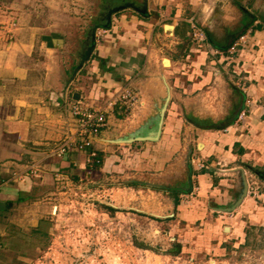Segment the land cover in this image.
I'll return each mask as SVG.
<instances>
[{
	"label": "crops",
	"instance_id": "1",
	"mask_svg": "<svg viewBox=\"0 0 264 264\" xmlns=\"http://www.w3.org/2000/svg\"><path fill=\"white\" fill-rule=\"evenodd\" d=\"M0 22V218L11 210L15 195L22 201L49 185L55 168L75 178L90 170L86 150L75 148L62 157L53 153L54 145L77 134L72 106L80 101L108 112L107 126L93 137L103 156V175L124 165L136 167L130 186L167 195L166 217L172 212L171 194H178V222L207 241L223 237L244 242L248 228H264V103L249 106L240 125L192 128L184 118L204 113V86L213 78L209 71L202 76L206 52L196 50V79L174 75L184 64L160 56L164 48L186 53L198 48L189 39L190 23L206 28L217 48H229L244 35L233 64L243 77L236 82L224 75L215 79L216 90L229 105L225 113L234 117L249 96L264 100V0H0ZM94 27L106 32L96 37L89 59L75 72L90 48ZM216 63L211 61L209 68ZM128 79L139 90L130 118L144 115L137 128L158 113L168 89L171 95L159 139L125 143L130 149H147L132 150L130 158L116 154L109 140L137 128L129 130L122 107L108 106ZM75 92L79 100L73 98ZM178 116L183 119L175 127L169 119ZM145 126L151 131L155 124ZM157 146L159 152L151 151ZM198 160L206 167H199ZM242 171L254 172L262 190L259 197L248 193L236 204ZM36 221L30 230H42ZM14 236L0 219V264L16 260L10 254L17 243L25 253L23 242Z\"/></svg>",
	"mask_w": 264,
	"mask_h": 264
},
{
	"label": "rangeland",
	"instance_id": "2",
	"mask_svg": "<svg viewBox=\"0 0 264 264\" xmlns=\"http://www.w3.org/2000/svg\"><path fill=\"white\" fill-rule=\"evenodd\" d=\"M193 24L196 28L202 29L197 22ZM193 24L190 23L189 26V39L192 45L198 48L187 53L178 48H164L160 54L173 63L180 61L184 64V68L176 67L174 75L191 76L196 79L200 77L194 75L193 70L195 65L192 62L196 61L198 53L196 50L206 52V60L201 65L202 76L209 71L213 78L204 86L205 99L201 106L204 113L184 118L185 124L192 128L208 130H225L229 126L240 125L249 114V106L263 105L264 100L263 98L254 100L249 96L250 99L245 100L246 107L240 109L234 117L227 116L225 109L229 105L223 100L224 95L216 90L215 79L217 75H224L236 82L243 77L242 69L233 66L236 64L234 59L237 50L231 54L227 53L228 48H221L224 54L213 55L212 48L219 45L209 39L206 28L202 30L207 42L198 40L194 34ZM207 43L211 46L206 45ZM175 55L178 58H175ZM223 57L228 61H218ZM211 61H217L212 65L214 69L209 68ZM149 75L144 74L142 77ZM128 81L116 96L128 90L135 97L134 105L128 111L120 109V112L124 111L125 117L127 115L129 117L127 122L130 130L138 126L144 115L134 116L133 120L130 118L137 110L135 106L139 90L133 88L129 79ZM192 103L190 105L195 104L193 101ZM245 109L247 112L241 116ZM174 119L169 120L176 127L178 120L183 118L178 116ZM182 132V137L186 139L185 127ZM113 144L117 150L116 154H121L122 157L130 158L132 150L141 153L147 150L141 147L130 149L125 143ZM118 146H125L128 149L124 151L123 147L118 149ZM159 150V146L151 149L154 152ZM174 162L175 160L172 161ZM87 163L90 170L80 173L77 178L72 177L67 171L55 168L49 185L45 184L46 187H42L36 194L25 197L22 201H18L15 195L11 210L8 209L5 219L4 217L0 219L2 223H8L13 236L23 242L20 247L25 248V253L20 252L17 243L10 254L16 260H12L10 264H264L263 227L248 228V237L244 242L237 239L225 240L223 237L207 241L195 235L197 232L195 229H183V223L178 222L179 218L174 208L179 200L178 194H171V214L168 217H160L169 211L167 195L150 187L130 186L133 172L137 171L136 167L124 165L121 171H114L105 176L100 172L102 165L95 167L94 162H88V158ZM35 219L44 233H33L32 229L30 230L32 227L30 224L35 222ZM20 224H24L28 229L22 230ZM191 231L193 235L189 233ZM186 233L191 235L186 236ZM221 235L226 237L228 234L223 231Z\"/></svg>",
	"mask_w": 264,
	"mask_h": 264
},
{
	"label": "built area",
	"instance_id": "3",
	"mask_svg": "<svg viewBox=\"0 0 264 264\" xmlns=\"http://www.w3.org/2000/svg\"><path fill=\"white\" fill-rule=\"evenodd\" d=\"M194 34L198 38V40L202 42H207L204 31L200 28H196L195 24H193ZM96 36H102L106 32V29H97ZM245 36H241L236 43L232 44L228 48L227 53L234 54L237 50L236 46L239 45V42H244ZM206 45L211 46L210 43ZM211 53L213 55L216 54H224V51L221 48H212ZM134 96L128 90L126 93H123L117 97H113L109 102L108 106L114 108L115 106H120L124 108V111H128L129 108L134 105L133 100ZM80 101H76V103L72 106V113L77 119V123L79 125L76 137L67 138L62 143L58 144L54 147L53 153L57 156L66 155L71 149L84 150L86 147H89L93 143V137L98 134L100 130L107 126V115L108 112L103 107L95 106V105H85ZM247 110H243L241 112V116L245 115ZM96 153L93 151L91 154H88V162H94L93 156ZM197 164L199 167H206V163L204 160H198ZM35 174L38 173L35 168L32 170ZM246 177L248 181V193L253 194L254 196L259 197L261 191V183L253 172H246Z\"/></svg>",
	"mask_w": 264,
	"mask_h": 264
},
{
	"label": "water",
	"instance_id": "4",
	"mask_svg": "<svg viewBox=\"0 0 264 264\" xmlns=\"http://www.w3.org/2000/svg\"><path fill=\"white\" fill-rule=\"evenodd\" d=\"M98 29V27H94L93 28V35H92V42L90 45V48L87 51V54L82 58L81 63L79 64V66L76 68L75 72L79 71V69L82 67L83 63L89 59L91 52L94 48L95 45V32ZM81 97L79 92H75L73 95V98L75 100H79ZM170 90L168 89V93L167 96L161 106V108L159 109L158 113L153 117V116H149L147 117L144 122L137 128L135 129L133 132L125 134V135H119L116 138H111L109 140V142L112 143H132L135 141H145V140H158L161 132H162V126H163V122L165 119V115H166V110L170 101ZM149 122H154L155 126H154V130L151 131H147L145 124L149 123ZM242 191L240 194L239 199L237 200L236 204H239L240 202L243 201V199L245 198V196L248 194V181H247V177L245 172L242 171ZM160 217H166L165 215L160 216Z\"/></svg>",
	"mask_w": 264,
	"mask_h": 264
},
{
	"label": "trees",
	"instance_id": "5",
	"mask_svg": "<svg viewBox=\"0 0 264 264\" xmlns=\"http://www.w3.org/2000/svg\"><path fill=\"white\" fill-rule=\"evenodd\" d=\"M84 150H86L88 154H91V152L94 151L96 153V155L93 156V160H94L93 164H94L95 167L101 166V164L103 162V156L97 149L94 148L93 143L89 147H86ZM21 199H22V196H19L18 200H21ZM11 203L12 202H8L9 205ZM109 209L110 210H114L113 208H109ZM32 231H33V233H44L43 230L38 229V228L37 229H33Z\"/></svg>",
	"mask_w": 264,
	"mask_h": 264
}]
</instances>
